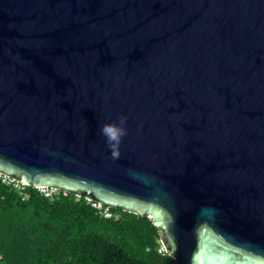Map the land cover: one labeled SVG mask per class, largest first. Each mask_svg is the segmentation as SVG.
<instances>
[{
    "label": "water",
    "instance_id": "obj_1",
    "mask_svg": "<svg viewBox=\"0 0 264 264\" xmlns=\"http://www.w3.org/2000/svg\"><path fill=\"white\" fill-rule=\"evenodd\" d=\"M0 173L148 216L167 264H264V0H0Z\"/></svg>",
    "mask_w": 264,
    "mask_h": 264
},
{
    "label": "trees",
    "instance_id": "obj_2",
    "mask_svg": "<svg viewBox=\"0 0 264 264\" xmlns=\"http://www.w3.org/2000/svg\"><path fill=\"white\" fill-rule=\"evenodd\" d=\"M162 247L148 216L0 178V264H167Z\"/></svg>",
    "mask_w": 264,
    "mask_h": 264
},
{
    "label": "clouds",
    "instance_id": "obj_3",
    "mask_svg": "<svg viewBox=\"0 0 264 264\" xmlns=\"http://www.w3.org/2000/svg\"><path fill=\"white\" fill-rule=\"evenodd\" d=\"M127 117L121 115L118 117V123H105L100 128V134L105 138L111 157L119 159L120 145L122 138L127 135Z\"/></svg>",
    "mask_w": 264,
    "mask_h": 264
},
{
    "label": "built area",
    "instance_id": "obj_4",
    "mask_svg": "<svg viewBox=\"0 0 264 264\" xmlns=\"http://www.w3.org/2000/svg\"><path fill=\"white\" fill-rule=\"evenodd\" d=\"M0 178L2 179V181L6 184H9V185H12L14 188L20 190V192L23 193V190L25 188V186H23L20 182H18L17 180L9 177V176H6L4 174H1L0 173ZM42 193H44L46 196H51L53 194V192L55 191L54 189H50V188H38ZM93 206L97 207L98 209H102V205L99 204V203H96V202H92ZM104 216L105 217H111L112 216V213L109 211V209H105L104 212H103ZM161 252L165 251V248L164 246L162 247V249L160 250Z\"/></svg>",
    "mask_w": 264,
    "mask_h": 264
}]
</instances>
